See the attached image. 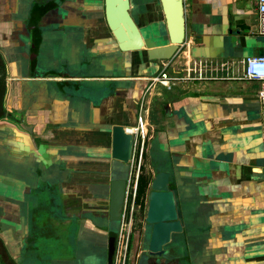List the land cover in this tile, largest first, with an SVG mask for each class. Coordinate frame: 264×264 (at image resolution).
Returning a JSON list of instances; mask_svg holds the SVG:
<instances>
[{
  "label": "crops",
  "instance_id": "crops-1",
  "mask_svg": "<svg viewBox=\"0 0 264 264\" xmlns=\"http://www.w3.org/2000/svg\"><path fill=\"white\" fill-rule=\"evenodd\" d=\"M36 1L0 0V55L8 67L6 80L0 78V237L10 253L19 259L27 251L40 212L48 208L38 196L48 197L43 188L49 186L57 150L65 154V147L94 144L104 123L136 126L138 103L146 94L154 129L147 161L153 155L168 160L173 171L180 206L192 224L185 246L191 263L264 264L262 82L243 78L244 59L264 54L258 0H185V42L173 59L157 61V74L144 51L133 54L128 68L127 54L113 44L103 0L63 2L62 19L44 27L50 31L33 67L25 25ZM72 5L81 14L64 20ZM84 10L93 13L85 16ZM145 19L141 25L151 28L152 15ZM199 60L206 77L191 79L187 70ZM164 63L170 74L186 78L148 90ZM130 68L132 73L123 72ZM58 69L61 77L42 78ZM67 71L94 84L69 76L66 81ZM121 77L128 80L125 85L115 83ZM61 158L65 163L66 156ZM7 235L15 236V243L7 242Z\"/></svg>",
  "mask_w": 264,
  "mask_h": 264
},
{
  "label": "flooded vegetation",
  "instance_id": "flooded-vegetation-1",
  "mask_svg": "<svg viewBox=\"0 0 264 264\" xmlns=\"http://www.w3.org/2000/svg\"><path fill=\"white\" fill-rule=\"evenodd\" d=\"M65 1L70 0H37L32 7L30 19L25 25L26 33L31 36L30 38L32 40V47L27 45L28 47L26 46L25 49L30 53L29 55L33 67V59H35L37 55V51L40 47L39 45L42 40L47 38L46 36L50 31L49 29L46 30L44 27L49 28L50 25L48 23H50L51 21L53 22V19H62L59 18L61 14L59 10L62 9L61 6ZM140 2H137L136 0H131L132 8L130 12L134 19L141 25L142 18H146L145 20L147 21L148 15H152V18L154 19L153 24H158V26L161 25V21H163V14L159 0H140ZM50 3H55V5L53 4V6L49 7ZM37 5L42 7H38ZM43 9H45L44 12L40 13L41 11H43ZM80 9L81 8H76L75 5H72L70 9L67 8L68 14L67 17L66 15L64 16V20L71 21L73 19H76V16L81 14ZM104 9L105 0H103V12ZM153 11L154 14L151 13ZM90 12L91 14L93 13V11ZM90 12L84 10L83 15L88 16ZM141 29L142 32L144 29H148L146 31L150 32L149 24H147L146 26L141 25ZM86 62L88 63L89 59H87ZM0 63L2 70V72H0V78L6 80L8 67L5 65V60L2 55H0ZM123 72L129 73L130 70L124 69ZM132 72L133 71H131V73ZM61 73L62 72L60 69L50 70L48 72H45V75H43L42 78L46 76H49L51 78H58L62 76L60 75ZM65 74L66 76L64 78L67 79L69 74L73 73L67 71L65 72ZM39 77L41 78V76ZM39 77H33V79L41 80L39 79ZM76 78L74 77L72 80L74 82H81L89 86L94 84L91 82L86 83V77H83V79L78 80H76ZM68 80L69 79H67L66 81ZM141 102L142 97L140 98L138 103L139 106L137 122L140 114ZM4 111L5 112H3V115H6V113H8L9 118H12L13 120H20V117L16 116L13 111ZM16 113L18 112L16 111ZM112 125L114 124L111 122L104 123L99 131V137L96 139L97 142L92 145H71L68 146V148L65 147V154L62 150H57L58 154L56 153L54 157V166L51 172L52 175L50 176L49 186L47 190L46 188H43V192L46 195L48 194V197H45V195H43L42 198L44 199L41 200L43 204L45 201H48L47 215L49 217L45 215L43 221L37 223L38 228L34 230L31 235V238H29V240L27 241V255H35V250L38 248L39 250H41V247H39V245H41L40 236L42 234L43 229H51L52 233H54L56 237V233L60 229V227H65L66 230H68V236L74 237V234H79L81 240H85L86 243L87 241H93L94 243H96L92 244L90 251L91 254H94L96 257L99 258L97 259V264H109V249L112 236H114L112 264H116L121 233H123L124 235V242L125 244H127V251L124 247V251L120 255L121 258L119 257V264H128V260L130 259L129 255L131 251L133 236L135 237L136 246L135 249H133V253L131 255L132 264H137L138 259L141 257L143 258V264H145L149 260H155V262H157L158 264H168L174 262L175 264H192V257L190 255V252L185 247L187 245L183 242V233H176L175 235H173L172 241L164 247L166 252L159 257H151L148 254L150 238L146 240L145 247H142V232L145 231V233L150 234L151 237L153 229V225L148 223L146 220L151 185V183L148 181V177L150 171H152L153 174L157 173L156 168L158 166L156 163L153 162V159L151 161H147V153H149V144L152 136L147 140V145L145 148L146 150H144V160L141 164L140 174V178L146 179V181L148 182L146 197L140 207L138 205L132 207L130 201V185L135 165V158L136 156L137 158L139 156V150L137 148V145L135 144L136 135L134 133L133 127L126 126L127 130L129 132L134 133L135 135L132 154L129 162L124 163L120 160L113 159L111 157ZM61 155L66 156L65 163L62 162L63 159L61 158ZM160 167L163 168V165H161ZM117 179H124L125 186L123 189V200L120 217L119 219H113L111 215V188L112 181ZM170 188L173 190H177V188L175 187L174 178H171ZM42 203L40 202V204ZM43 211L44 210H42L40 213H42ZM41 216L42 215L40 214V217ZM136 219H139L138 224H136ZM144 223L145 226H142V224L144 225ZM139 225H141L142 229H140V232H136V229ZM78 231H80V233ZM41 253L43 254L42 251ZM41 253L39 254V256H41ZM81 255L83 254L81 253ZM81 255H78L79 262L82 260ZM55 256L56 255H53V258L51 257L54 263L62 262V258H59L61 257V255H57L58 257ZM83 256L87 257V255ZM76 257L77 255H74L73 258H70V262H73ZM41 262H39V264H41ZM0 263L22 264L21 257L19 256V259L18 257L15 258V254L13 255L12 253H10L1 237Z\"/></svg>",
  "mask_w": 264,
  "mask_h": 264
},
{
  "label": "water",
  "instance_id": "water-1",
  "mask_svg": "<svg viewBox=\"0 0 264 264\" xmlns=\"http://www.w3.org/2000/svg\"><path fill=\"white\" fill-rule=\"evenodd\" d=\"M136 1L140 2V0ZM159 2L163 21H161L159 33L152 29V35L149 37H160L165 42L149 44L148 40L154 41L144 36L141 25L132 16L130 12L132 8L131 0H105L104 15L106 23L113 36V44H115L117 51L121 55L130 54L132 57L134 53L144 51L145 59L150 62L171 60L177 55L185 42L187 34L185 0H159ZM0 72H2L1 63ZM69 77L73 79L75 76L69 75ZM127 81L122 77L115 80L118 85H125ZM28 93L31 94L32 90H29ZM111 131V157L128 163L132 154L134 133L129 132L126 126L121 124L112 125ZM153 162L158 166L156 168L157 173L153 174L150 171L148 177L151 185L146 220L153 225L148 254L151 257H159L166 252L164 247L172 241L173 235L183 233V242L187 245L192 238V234L190 233L189 221L184 214L183 207H179V195L176 190L170 188L173 171L169 168L168 160H159L153 155ZM161 165H163V168L160 167ZM259 169L260 172H263V168ZM124 186V179L112 181L111 215L113 219H119L120 217ZM113 246L114 236L111 238L109 249V264H112ZM145 264L158 263L155 260H149Z\"/></svg>",
  "mask_w": 264,
  "mask_h": 264
},
{
  "label": "rangeland",
  "instance_id": "rangeland-1",
  "mask_svg": "<svg viewBox=\"0 0 264 264\" xmlns=\"http://www.w3.org/2000/svg\"><path fill=\"white\" fill-rule=\"evenodd\" d=\"M153 27L151 28L150 32H147L146 30L148 29H144V35L146 36L147 39H153L154 42L149 41V44H155V43H163L165 41H163V39H161L160 37H149L152 35L153 30L157 33H159V29H160V25L158 26V24H154L152 25ZM153 29V30H152ZM53 39L52 38H48L47 41V45H51V41ZM25 53V51H24ZM131 60V55L127 54V64H128V68H129V62ZM157 61L153 62V74H157L159 71V68L157 66ZM127 70V69H126ZM83 71V70H82ZM140 72H144L142 70H140ZM130 73H131V68H130ZM152 120L155 122L156 121V115L155 112H152ZM43 194H41L39 192V196L38 198H42ZM41 217L39 218L41 221H43V218L45 217V215L47 217H49L47 215V210H44L41 213ZM139 219H136V224H138ZM191 223L188 225L190 228L191 227ZM142 226H145L142 224ZM142 229L141 225L138 226V228L136 229V232H140ZM44 230V229H43ZM42 230V234L40 236L41 238V245H39V247H41V250L36 249L35 250V255H27V251L22 252L20 254V257L22 259V264H39V262H41V264H97L99 259L98 257H96L94 254H91V247L92 244H96L93 241H87V243L85 242V240H81V238L79 237V234H74V237H70L68 236V230H66L65 227H60V229L57 231L56 233V237L54 235V233H52L51 229H45L44 231ZM201 231V230H200ZM80 233V231H78ZM203 232V231H201ZM142 232L141 234V245L142 247L146 245V240H148L150 238V234ZM58 235V237H57ZM197 235V234H196ZM7 242L11 243L16 240L15 236H9L7 235ZM54 240V242H53ZM94 246V245H93ZM103 246V245H101ZM136 243H135V237L133 236L132 239V244H131V251H130V259L128 260V264H132V260H131V255L133 253V249H135ZM9 248L11 249V252H15L16 250L14 249V247L12 246V244L9 245ZM41 251L43 252V254L41 253ZM94 252V251H92ZM41 253V256H39V254ZM81 253L83 255H87L83 256L81 255ZM53 255H56L55 257H58L57 255H61V257H59L60 259L62 258V262H56L54 263L52 261ZM74 255H77L76 259L73 262H70V258H73ZM78 255H81L82 260L79 262L78 260ZM52 257V258H51ZM69 259V260H68ZM142 257L138 259L137 264H142Z\"/></svg>",
  "mask_w": 264,
  "mask_h": 264
},
{
  "label": "built area",
  "instance_id": "built-area-1",
  "mask_svg": "<svg viewBox=\"0 0 264 264\" xmlns=\"http://www.w3.org/2000/svg\"><path fill=\"white\" fill-rule=\"evenodd\" d=\"M258 11L260 13V32L264 34V0H258ZM250 59H256L258 61H264V54L258 55V56H250L244 59L243 64H244V73H243V78L248 79V80H259L262 82V87L259 91V100L261 103L264 105V78L258 77L255 75V72H253V75H249V70H250V65H249V60ZM169 63H164L162 67V71L160 74L151 77L150 79V84H149V89L154 86L155 84H163L166 86H169L171 82L173 81H178L181 79L186 78L180 77L178 74L172 75L170 74L167 69L169 67ZM188 77L191 79H196V78H204L206 77V71H205V64L203 63L202 60L191 62L190 66L188 68ZM260 71L264 73V68H261ZM178 73V72H177ZM147 90V92H148ZM146 92V93H147ZM145 97L143 95L142 97V102L140 106V114L138 117V122L136 126H134V133L136 135V145L139 150V156L135 158V165H134V170L132 173V181H131V190H130V201H131V206L134 207L135 205H138L139 207L142 205L143 202L138 201V183H139V178L141 174V164L144 160V150H146V145H147V140L152 136L153 128L151 126V123L149 122V108L145 104ZM146 197V195H145ZM145 200V198H144ZM125 250L127 251V244L124 242V235L123 233L120 234V242H119V248H118V255L116 258V264H119L120 258H121V253H123ZM120 257V258H119Z\"/></svg>",
  "mask_w": 264,
  "mask_h": 264
},
{
  "label": "clouds",
  "instance_id": "clouds-1",
  "mask_svg": "<svg viewBox=\"0 0 264 264\" xmlns=\"http://www.w3.org/2000/svg\"><path fill=\"white\" fill-rule=\"evenodd\" d=\"M250 70L249 75L252 76L253 72L255 75L261 78H264V73L260 71L261 68H264V61H258L256 59L249 60Z\"/></svg>",
  "mask_w": 264,
  "mask_h": 264
},
{
  "label": "trees",
  "instance_id": "trees-1",
  "mask_svg": "<svg viewBox=\"0 0 264 264\" xmlns=\"http://www.w3.org/2000/svg\"><path fill=\"white\" fill-rule=\"evenodd\" d=\"M53 4L55 5V3H50L49 7L53 6ZM37 6L42 7L39 5H37ZM46 8H48V7H46ZM45 9H43V11H41L40 13H43ZM147 186H148V182L146 181V179L140 178L139 194H138V196H139L138 201L139 202H143L145 195H146ZM3 254H5V253H3ZM4 256H7V255H4ZM168 264H175V262L174 263H168Z\"/></svg>",
  "mask_w": 264,
  "mask_h": 264
}]
</instances>
